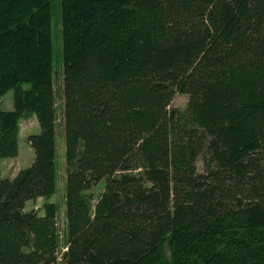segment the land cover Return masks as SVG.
<instances>
[{
  "label": "trees",
  "instance_id": "1",
  "mask_svg": "<svg viewBox=\"0 0 264 264\" xmlns=\"http://www.w3.org/2000/svg\"><path fill=\"white\" fill-rule=\"evenodd\" d=\"M54 2L0 0V164L41 127L0 178V264H264V0H60L62 253Z\"/></svg>",
  "mask_w": 264,
  "mask_h": 264
},
{
  "label": "rangeland",
  "instance_id": "2",
  "mask_svg": "<svg viewBox=\"0 0 264 264\" xmlns=\"http://www.w3.org/2000/svg\"><path fill=\"white\" fill-rule=\"evenodd\" d=\"M59 2L60 0H55V15L53 18V46H54V67L56 68V90L59 92V98L57 99V109H58V114H59V136L62 137L58 140L59 143V160H60V166L58 167L59 171V176H58V190L57 192L50 198H48L49 201L51 202H56L57 206L59 207V214H58V226L60 229V252H65L68 249V241L66 240V228H65V222H66V217H65V205H64V198H65V190H66V176H67V168L68 165L66 163V160L64 159L65 156V137L62 134V124H63V114H62V103H61V85H62V75H63V62H64V57H63V45H62V38L58 34V22L57 18L59 15ZM59 36V37H58ZM173 100L171 107L174 108H185L187 106L189 97L186 95L178 93ZM13 99H14V93L13 90H10L0 98V108H7V109H13ZM21 133L19 135V155L17 157H7L3 158L1 160L0 164V178H5V177H15L20 169L26 168L31 165V163L35 159V152L34 147L29 143L28 141V136L29 134H34V133H39L41 130V127L39 126L37 116H31L29 119L23 118L21 121ZM200 170H203V162L200 160L198 162ZM105 181L102 180L98 186H96L93 190H91V193L94 194V197L97 198L100 194L101 191L105 188ZM44 199H39L36 202H28L27 203V210L31 209H39L40 206L43 204ZM64 264V263H63Z\"/></svg>",
  "mask_w": 264,
  "mask_h": 264
}]
</instances>
